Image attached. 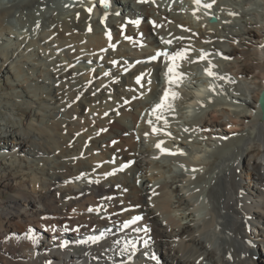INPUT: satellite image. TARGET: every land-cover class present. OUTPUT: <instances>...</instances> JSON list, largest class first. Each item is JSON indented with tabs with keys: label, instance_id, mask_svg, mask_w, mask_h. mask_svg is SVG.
<instances>
[{
	"label": "bare ground",
	"instance_id": "obj_1",
	"mask_svg": "<svg viewBox=\"0 0 264 264\" xmlns=\"http://www.w3.org/2000/svg\"><path fill=\"white\" fill-rule=\"evenodd\" d=\"M263 89L264 0H0V264H264Z\"/></svg>",
	"mask_w": 264,
	"mask_h": 264
},
{
	"label": "rangeland",
	"instance_id": "obj_2",
	"mask_svg": "<svg viewBox=\"0 0 264 264\" xmlns=\"http://www.w3.org/2000/svg\"><path fill=\"white\" fill-rule=\"evenodd\" d=\"M13 193H14V190L10 189V188L7 189L5 192L4 191L0 192V195H1L0 196V201H1L0 203H3L5 199H6L5 201H7V198L9 199L10 195L13 194ZM0 224H1V221H0Z\"/></svg>",
	"mask_w": 264,
	"mask_h": 264
},
{
	"label": "water",
	"instance_id": "obj_3",
	"mask_svg": "<svg viewBox=\"0 0 264 264\" xmlns=\"http://www.w3.org/2000/svg\"><path fill=\"white\" fill-rule=\"evenodd\" d=\"M103 8L107 9L108 5H104ZM259 104H260V108H261V117L264 120V89H263V91L261 93Z\"/></svg>",
	"mask_w": 264,
	"mask_h": 264
}]
</instances>
